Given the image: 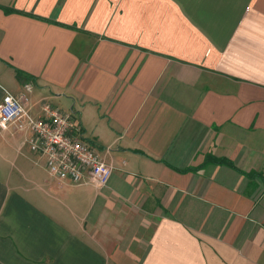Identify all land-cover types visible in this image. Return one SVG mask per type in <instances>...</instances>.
I'll return each instance as SVG.
<instances>
[{
  "label": "crops",
  "instance_id": "0c3cea01",
  "mask_svg": "<svg viewBox=\"0 0 264 264\" xmlns=\"http://www.w3.org/2000/svg\"><path fill=\"white\" fill-rule=\"evenodd\" d=\"M6 92L114 172L54 179L0 129V264H264V0H0Z\"/></svg>",
  "mask_w": 264,
  "mask_h": 264
},
{
  "label": "built area",
  "instance_id": "2783aa9c",
  "mask_svg": "<svg viewBox=\"0 0 264 264\" xmlns=\"http://www.w3.org/2000/svg\"><path fill=\"white\" fill-rule=\"evenodd\" d=\"M33 89L27 84V93ZM27 94L14 96L6 92L0 104V129L30 132V147L46 160V168L54 179L73 184L93 183L97 188L108 185L114 167L82 140V126L71 113L42 102L43 116L34 118L27 110Z\"/></svg>",
  "mask_w": 264,
  "mask_h": 264
},
{
  "label": "trees",
  "instance_id": "16d2710c",
  "mask_svg": "<svg viewBox=\"0 0 264 264\" xmlns=\"http://www.w3.org/2000/svg\"><path fill=\"white\" fill-rule=\"evenodd\" d=\"M213 162L217 163V164H229V161L226 159H214ZM230 165H231V163H230Z\"/></svg>",
  "mask_w": 264,
  "mask_h": 264
},
{
  "label": "rangeland",
  "instance_id": "374dc122",
  "mask_svg": "<svg viewBox=\"0 0 264 264\" xmlns=\"http://www.w3.org/2000/svg\"><path fill=\"white\" fill-rule=\"evenodd\" d=\"M66 110H68V109L66 108Z\"/></svg>",
  "mask_w": 264,
  "mask_h": 264
}]
</instances>
